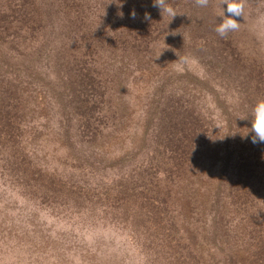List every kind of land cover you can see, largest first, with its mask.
Wrapping results in <instances>:
<instances>
[{
	"label": "rangeland",
	"instance_id": "obj_1",
	"mask_svg": "<svg viewBox=\"0 0 264 264\" xmlns=\"http://www.w3.org/2000/svg\"><path fill=\"white\" fill-rule=\"evenodd\" d=\"M168 3L0 0V264H264V0Z\"/></svg>",
	"mask_w": 264,
	"mask_h": 264
},
{
	"label": "clouds",
	"instance_id": "obj_2",
	"mask_svg": "<svg viewBox=\"0 0 264 264\" xmlns=\"http://www.w3.org/2000/svg\"><path fill=\"white\" fill-rule=\"evenodd\" d=\"M207 2L208 0H196V3L201 6L206 5ZM152 3L154 7H157L160 10V14L161 12H163L170 16L172 18L171 21L175 16H177L176 10L171 6L170 3H168V0H152ZM226 13L228 15H226ZM243 13L244 0H223L220 10L217 13V17L219 19L214 28V31L218 35L223 37L226 36L229 32L237 30L240 26V23L236 18L242 17ZM131 15L135 17L136 14L133 11ZM145 19L150 20V14L145 13ZM240 120H246L249 124V126L244 127L247 129V131L242 138H250L253 144L264 143V100H258L252 106L250 114Z\"/></svg>",
	"mask_w": 264,
	"mask_h": 264
}]
</instances>
